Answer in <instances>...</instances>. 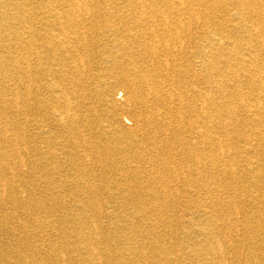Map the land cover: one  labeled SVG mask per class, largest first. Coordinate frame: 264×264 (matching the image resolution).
Wrapping results in <instances>:
<instances>
[{
    "label": "bare ground",
    "instance_id": "1",
    "mask_svg": "<svg viewBox=\"0 0 264 264\" xmlns=\"http://www.w3.org/2000/svg\"><path fill=\"white\" fill-rule=\"evenodd\" d=\"M0 264H264V0H0Z\"/></svg>",
    "mask_w": 264,
    "mask_h": 264
},
{
    "label": "rangeland",
    "instance_id": "2",
    "mask_svg": "<svg viewBox=\"0 0 264 264\" xmlns=\"http://www.w3.org/2000/svg\"><path fill=\"white\" fill-rule=\"evenodd\" d=\"M204 29H205V28L198 29V30L201 31V32H203ZM115 95H116V97H118V99H121V97H122V91H120V90H118V89L115 88ZM250 178H251V179H250ZM250 178H249L250 180H253V181L255 180L254 177H250ZM253 178H254V179H253ZM116 200H120V198H117ZM93 201H96V202L98 201L97 203H99V206L102 204L100 207H102V206L105 207V206L107 205V201H108V200H107L105 197H103V198H101V199L98 198L97 200H93ZM246 206H247V205H246ZM246 206H244L245 209H249V208L252 207L251 205H250V206L248 205L247 207H246ZM105 208H106V207H105ZM252 208H253V207H252ZM182 209H183V208H178V207H177V212H178L179 214L182 213V212H181ZM254 209H255V208H254ZM7 211L9 212L10 209H9V208H6V212H7ZM180 227H181V226H178V229H180Z\"/></svg>",
    "mask_w": 264,
    "mask_h": 264
}]
</instances>
